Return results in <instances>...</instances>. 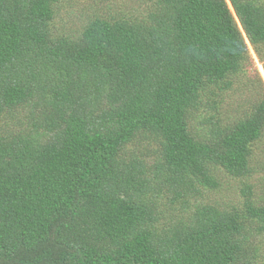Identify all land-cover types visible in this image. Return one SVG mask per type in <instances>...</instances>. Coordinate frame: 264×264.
I'll return each instance as SVG.
<instances>
[{
  "label": "trees",
  "instance_id": "trees-1",
  "mask_svg": "<svg viewBox=\"0 0 264 264\" xmlns=\"http://www.w3.org/2000/svg\"><path fill=\"white\" fill-rule=\"evenodd\" d=\"M57 2L0 0V264H264V0H145L70 33ZM220 173L238 201L208 197Z\"/></svg>",
  "mask_w": 264,
  "mask_h": 264
},
{
  "label": "rangeland",
  "instance_id": "rangeland-1",
  "mask_svg": "<svg viewBox=\"0 0 264 264\" xmlns=\"http://www.w3.org/2000/svg\"><path fill=\"white\" fill-rule=\"evenodd\" d=\"M145 0H58L57 13L55 15L53 26L60 32L70 33L78 28L88 17L96 14H135L144 7ZM255 67L264 83V69L252 49L249 48ZM237 83L234 91L232 88L227 91L225 98V107L228 112L224 113L227 119L232 121L236 114L235 110L250 108L254 96L247 91L246 83ZM240 105V106H239ZM225 109V108H224ZM224 111V110H223ZM235 117V116H234ZM225 120V119H223ZM7 122L12 123L7 120ZM6 124V122H5ZM7 127V126H5ZM8 129H18V126H8ZM134 146H137L136 144ZM255 160L260 161L264 166V135L255 143ZM219 187L211 191L208 195L211 201L219 203L238 201L240 199V181L232 178L225 173L219 174ZM249 181L253 184L254 198L258 203L264 204V169L251 174Z\"/></svg>",
  "mask_w": 264,
  "mask_h": 264
}]
</instances>
